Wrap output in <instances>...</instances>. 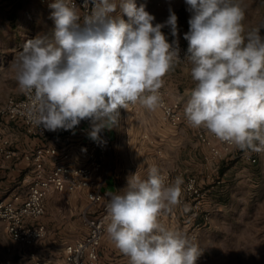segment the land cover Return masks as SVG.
<instances>
[{
    "label": "clouds",
    "instance_id": "clouds-1",
    "mask_svg": "<svg viewBox=\"0 0 264 264\" xmlns=\"http://www.w3.org/2000/svg\"><path fill=\"white\" fill-rule=\"evenodd\" d=\"M184 2L191 15L181 60L178 39L162 31L178 37L171 7L156 23L135 0H51V34L27 40L12 64L29 121L55 132L89 120V137L99 140L119 124L120 109L164 107L165 77L184 63L194 83L183 108L188 125L245 153L264 152L261 27L245 29L241 0ZM183 183L151 165L147 178L132 175L122 194L109 193L106 235L129 264H196L203 254L195 237L161 221L181 203Z\"/></svg>",
    "mask_w": 264,
    "mask_h": 264
},
{
    "label": "crops",
    "instance_id": "crops-1",
    "mask_svg": "<svg viewBox=\"0 0 264 264\" xmlns=\"http://www.w3.org/2000/svg\"><path fill=\"white\" fill-rule=\"evenodd\" d=\"M34 2L0 0V45H6L8 49L17 45L21 37L12 32L7 20L23 8L30 9ZM135 2L137 6L144 4L143 0ZM148 9L146 6V11L152 14ZM162 31L168 40L172 37L168 28ZM186 44L188 46V42ZM186 69L187 66L177 63L160 89L168 102H180L178 125L164 117L162 108L149 111L138 103L130 104L127 110L120 109L119 124L110 130L103 129L99 140L75 133L56 143L49 137L30 132L20 119L0 116V130L19 152L18 157L5 160L0 168V199L21 203L27 198L36 169L35 160L27 156L39 148L52 146L58 150L56 155L43 157V168L48 171L59 164L85 165L97 156H102L103 162V169L97 176L103 202L92 204L87 196L89 189L51 190L45 200V213L35 220L45 226L46 236L33 245L14 240L23 247L19 252L21 261L32 264V252L46 258H62L69 243L86 236L88 226L84 215L97 214L98 208L110 200L109 193L122 194L129 177L137 174L147 178L148 167L155 165L172 179L180 174L197 176L199 186L206 191L200 213L194 212L183 183V201L161 218L168 228L195 237L194 242L203 249L196 264H255L252 253L257 249L262 227L258 225L256 215H250V207L264 197L260 198L254 192L255 187L250 188L252 177L241 165L240 162L245 160L239 157L236 148L223 144L203 128L194 129L188 125L183 108L194 83ZM200 131L204 132L207 142L199 137ZM261 154L264 156V152ZM225 161L230 162L223 165ZM262 173L264 177V171ZM100 264H129L128 258L115 248L106 233L100 250Z\"/></svg>",
    "mask_w": 264,
    "mask_h": 264
},
{
    "label": "built area",
    "instance_id": "built-area-1",
    "mask_svg": "<svg viewBox=\"0 0 264 264\" xmlns=\"http://www.w3.org/2000/svg\"><path fill=\"white\" fill-rule=\"evenodd\" d=\"M40 1L46 6L51 2V0ZM77 3H81V0H77ZM83 12L84 10H82V15ZM178 47L179 57L183 60L187 54L188 46L178 41ZM179 64L187 66L184 63ZM160 92L164 103V107H161L164 117L171 124L178 125L181 117L180 102L170 103L164 93L161 90ZM29 103V98L24 94L19 99L10 98L0 106V116L8 119H20L30 132L38 136L49 137L56 143L70 137L73 132L87 136L91 131L89 120L81 121L75 129L69 131L60 129L50 132L39 128L32 124L27 117ZM198 135L203 141H208L203 131H200ZM57 152L56 147L46 146L27 156V158L32 157L35 160L36 169L32 176L29 194L23 202L17 203L15 200L0 199V221L3 222L4 228L11 238L23 245H33L46 236L45 226L35 223V220L45 213V200L51 190L63 192L89 189L87 196L92 204L97 205L103 202V194L98 188L97 179L103 169L102 156L93 158L85 165L59 164L50 171L45 170L43 168L44 155H56ZM242 155L252 162H256L258 159L256 155L249 153L242 152ZM18 156L19 152L12 146L11 139L0 130V168L5 160H11ZM179 176L184 181L186 198L191 200L195 209H199L205 193L200 188L197 178L192 175L183 177L180 174ZM174 179L168 177V181H174ZM107 203L98 208L97 214L89 216L86 213L84 215L88 226L86 236L69 243L65 247V255L62 258L51 259L43 257L37 252H32V264H100V250L106 233Z\"/></svg>",
    "mask_w": 264,
    "mask_h": 264
},
{
    "label": "rangeland",
    "instance_id": "rangeland-1",
    "mask_svg": "<svg viewBox=\"0 0 264 264\" xmlns=\"http://www.w3.org/2000/svg\"><path fill=\"white\" fill-rule=\"evenodd\" d=\"M35 1L36 2L33 3L30 9H27V7L25 9L23 8L7 20L12 32L16 33L21 38L18 39V43L13 49H8L6 45H0V106L8 99L21 95V93L18 92L12 64L19 51L22 50L24 43L38 35H50L54 27V23L50 19L51 9L42 6L37 0ZM143 2L147 6V9L150 7L148 10H152V15L156 18V23H163L168 18L169 8L171 7L178 17V37H171L169 42L173 39H178V41L183 44L187 43L183 37L189 29L188 20L191 14L187 11V5L184 0H143ZM241 2L245 9V20L243 22L245 29L250 30L251 28L261 27V35H264V0H241ZM168 33H170V31ZM236 151L239 157L245 160V162L241 161L240 163L243 167L247 168L245 171L246 174L252 177L250 182L253 186H250V188L253 189L255 187L254 192L257 193L258 196L260 195V198H262V196L264 197V193L262 194V188H264V177L262 173L264 171V156L261 153L249 152V154L256 155L258 158L256 162H252L241 154L244 151L239 149H236ZM227 162L230 161H225L223 165H226ZM192 176L197 178L195 175ZM245 186L249 187L248 185ZM202 190L204 193L206 192L204 189ZM204 198L199 209H195L192 204L194 212L200 213L204 204ZM263 200L264 199H260L250 207V215H256L258 219L257 223L262 227L261 233H259L260 235L258 236L260 240H258V245H256L257 249L252 253V261H254L255 264H264ZM21 248L23 247L12 240L9 234L5 232L4 224L0 221V264H26L21 261L19 254V252L23 250ZM51 256L55 257L54 255Z\"/></svg>",
    "mask_w": 264,
    "mask_h": 264
}]
</instances>
